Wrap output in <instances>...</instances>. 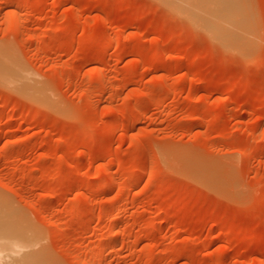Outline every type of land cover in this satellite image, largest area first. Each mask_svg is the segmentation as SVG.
Listing matches in <instances>:
<instances>
[{
	"label": "rangeland",
	"instance_id": "374dc122",
	"mask_svg": "<svg viewBox=\"0 0 264 264\" xmlns=\"http://www.w3.org/2000/svg\"><path fill=\"white\" fill-rule=\"evenodd\" d=\"M234 1L246 55L160 0H0V217L45 262L264 264V0Z\"/></svg>",
	"mask_w": 264,
	"mask_h": 264
},
{
	"label": "bare ground",
	"instance_id": "6f19581e",
	"mask_svg": "<svg viewBox=\"0 0 264 264\" xmlns=\"http://www.w3.org/2000/svg\"><path fill=\"white\" fill-rule=\"evenodd\" d=\"M160 1L164 3L170 10L187 19L194 26H197L203 30L210 32L218 40H220V42L224 46L230 47L236 45L237 49L241 50V53L245 55L248 54L249 51H251L250 50L251 47L245 45L246 38L243 36L242 32L233 26L235 22H239L238 17H241L242 15L241 12L242 6L237 4L236 1L234 0H160ZM13 11H15V9ZM15 21H14L15 24H13L14 27L17 26V23L19 24L18 21H16L17 23ZM0 69H1L0 73L3 76L7 77L11 81V83L17 85L23 90L29 88L28 82H26L23 78V71L21 70L22 68H18L16 65H13L8 62L6 63L2 62L0 63ZM102 76H99V78L97 76L96 79L100 80ZM99 82L100 81H98V83ZM101 84H103V82ZM100 85L97 88L98 89L97 93H101L100 91L102 90V88L100 87ZM30 97L37 102L43 103V101H45V97L42 96L40 92L32 93L30 94ZM100 182L101 180H99V183ZM109 184L110 183H108L105 180L102 181V185L100 186L102 189L107 187L109 188L111 185ZM34 242L35 240L33 234L25 233L22 230L18 221L7 219L6 216L3 215L0 217V264H48L43 260V258L39 254H35L37 252L34 250L35 247ZM95 255L93 254V257ZM94 258H93V262H96ZM99 258H97V260ZM96 264L98 263L96 262Z\"/></svg>",
	"mask_w": 264,
	"mask_h": 264
}]
</instances>
